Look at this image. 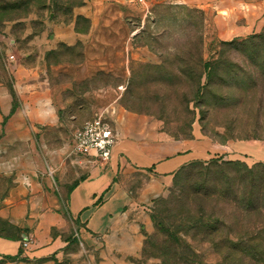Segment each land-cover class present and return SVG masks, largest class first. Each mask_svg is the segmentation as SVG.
<instances>
[{
    "label": "rangeland",
    "instance_id": "1",
    "mask_svg": "<svg viewBox=\"0 0 264 264\" xmlns=\"http://www.w3.org/2000/svg\"><path fill=\"white\" fill-rule=\"evenodd\" d=\"M81 4L82 0H0V83L11 103L14 99L21 107L20 91L69 84L53 103L55 121L27 120L26 133L71 143L73 133L95 115L113 113L114 128L117 113H130L147 119L148 132L175 140L195 138L212 145L211 151H226L193 162L221 157L249 167L264 164V41L242 44L253 35H264V14L253 26L236 19L245 30L222 40L224 21L171 0H146L142 16H125L123 27H117L112 50L102 53L105 70L81 73L82 44L58 43L53 48L47 41L43 50L32 46L34 38L45 33L49 13L57 23L68 24L70 6ZM76 23L86 28L83 20ZM232 40L239 44H225ZM10 45L16 51L9 53ZM215 59L223 64L201 88L206 82L200 60ZM213 173L195 164L171 177L168 190L153 200V232L139 264H264V210L245 212L224 201L216 192L221 180Z\"/></svg>",
    "mask_w": 264,
    "mask_h": 264
},
{
    "label": "crops",
    "instance_id": "2",
    "mask_svg": "<svg viewBox=\"0 0 264 264\" xmlns=\"http://www.w3.org/2000/svg\"><path fill=\"white\" fill-rule=\"evenodd\" d=\"M171 1L224 21L222 40L228 33H243L236 19L253 26L264 14L263 0ZM70 8L68 24L57 23L51 12L52 23L47 26L49 13L45 33L35 37L32 46L43 50L47 41L53 48L58 43L82 44L81 73L105 70L102 53L112 50L117 27H123L125 16H142L144 11L133 0H82ZM76 19L83 20L86 28H80ZM15 49L10 45L8 52ZM21 71L18 67L17 73ZM67 88L69 84L56 83L45 90L20 91L21 107L2 126L11 99L0 83V221L19 229L14 239L0 235V264H139L145 240L153 232V200L164 195L179 169L226 151H211L212 145L195 138L175 140L148 132L146 118L121 112L115 116L117 141L107 164L99 163L95 153L74 155L72 139L47 141L41 135L38 139V133H26L27 120L55 121L53 103ZM110 114L107 117L113 120ZM28 240L31 244L23 250L21 244Z\"/></svg>",
    "mask_w": 264,
    "mask_h": 264
},
{
    "label": "trees",
    "instance_id": "3",
    "mask_svg": "<svg viewBox=\"0 0 264 264\" xmlns=\"http://www.w3.org/2000/svg\"><path fill=\"white\" fill-rule=\"evenodd\" d=\"M255 39L264 41V35H253L242 41V44H246ZM225 44L238 45L239 41L232 40ZM262 63L264 64V59H262ZM199 64L203 69L206 82L201 86L202 88L218 74V70L223 64V61L222 59L207 60L204 62L200 60ZM17 107L18 106L13 99L8 116L13 115ZM195 164H201L202 166H205L209 172L213 171V174L219 176L221 185L216 192L224 201H230L231 203L234 202L235 205L241 206L245 212L264 210V164L249 167L245 162L226 161L221 157H218L216 159H211L208 162H191L184 167H190ZM184 167L179 169L178 172L183 170ZM151 219L154 221L152 215ZM0 225L5 229L4 231L1 227L2 230L0 231V235L7 239H14V234L19 232V229L8 225L4 221H0Z\"/></svg>",
    "mask_w": 264,
    "mask_h": 264
},
{
    "label": "built area",
    "instance_id": "4",
    "mask_svg": "<svg viewBox=\"0 0 264 264\" xmlns=\"http://www.w3.org/2000/svg\"><path fill=\"white\" fill-rule=\"evenodd\" d=\"M133 1L143 7L146 5V0ZM9 60H14V57L10 55ZM114 130L105 113L95 115L73 133V154L87 157L95 153L99 163L107 164L117 141V134ZM30 244L31 241H25L21 244V248L27 249Z\"/></svg>",
    "mask_w": 264,
    "mask_h": 264
},
{
    "label": "water",
    "instance_id": "5",
    "mask_svg": "<svg viewBox=\"0 0 264 264\" xmlns=\"http://www.w3.org/2000/svg\"><path fill=\"white\" fill-rule=\"evenodd\" d=\"M53 14L51 13L48 18L46 19L45 23L47 26H50L52 23Z\"/></svg>",
    "mask_w": 264,
    "mask_h": 264
}]
</instances>
